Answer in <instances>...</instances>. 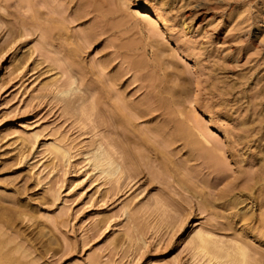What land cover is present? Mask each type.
<instances>
[{
    "label": "rangeland",
    "instance_id": "1",
    "mask_svg": "<svg viewBox=\"0 0 264 264\" xmlns=\"http://www.w3.org/2000/svg\"><path fill=\"white\" fill-rule=\"evenodd\" d=\"M197 234L264 264V0H0V264Z\"/></svg>",
    "mask_w": 264,
    "mask_h": 264
},
{
    "label": "bare ground",
    "instance_id": "2",
    "mask_svg": "<svg viewBox=\"0 0 264 264\" xmlns=\"http://www.w3.org/2000/svg\"><path fill=\"white\" fill-rule=\"evenodd\" d=\"M185 27H188V25L183 22L182 23ZM199 136L202 138L204 143H208L207 140L204 138L203 135L199 134ZM53 148V147H52ZM55 153L61 152L58 148H53V150ZM54 153V154H55ZM61 155V153H59ZM197 241H198V251L205 255H207V257H209L211 260H215V261H225L227 263H237V264H243V260H245V256H244V252L241 248L239 247H221L218 246L214 243H211L210 239L207 238L206 236H203L201 234H197ZM1 242V240H0ZM2 243H0L1 246ZM202 255V254H201ZM204 255V256H205ZM217 263V262H216Z\"/></svg>",
    "mask_w": 264,
    "mask_h": 264
}]
</instances>
